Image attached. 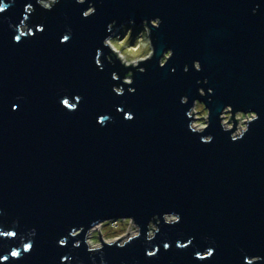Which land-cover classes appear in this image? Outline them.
Instances as JSON below:
<instances>
[{"label":"water","instance_id":"obj_1","mask_svg":"<svg viewBox=\"0 0 264 264\" xmlns=\"http://www.w3.org/2000/svg\"><path fill=\"white\" fill-rule=\"evenodd\" d=\"M89 2L95 14L83 18ZM0 5V264H245L254 256L264 264V0H58L50 11L37 0ZM156 17L144 73L104 59L109 23L139 27ZM19 26L24 35L13 42ZM64 35L70 39L61 43ZM129 70L134 93L121 83ZM193 99L210 110L200 135L187 129ZM225 105L259 117L235 142L219 127ZM206 135L213 140L201 142ZM168 212L179 222L165 224ZM122 216L141 229L124 247L89 252L83 232L70 235ZM149 220H159L150 242ZM209 248L211 258H196Z\"/></svg>","mask_w":264,"mask_h":264},{"label":"clouds","instance_id":"obj_2","mask_svg":"<svg viewBox=\"0 0 264 264\" xmlns=\"http://www.w3.org/2000/svg\"><path fill=\"white\" fill-rule=\"evenodd\" d=\"M58 2V0H37V4L42 7L46 11H50L51 8ZM77 4H84L86 0H75ZM4 8L0 11H3ZM27 10V8H26ZM255 11V10H254ZM95 14V8L91 2L88 3V7L82 11L81 15L83 18H88L91 15ZM116 24L115 21H112L107 25L108 35L102 40L103 48L107 49V54L104 56V59L108 63H112L113 61L119 62V64L125 69H134L136 72L144 73L145 68L141 67L140 65L143 63L148 62L154 55L155 49L150 38L151 30L159 28L161 24V20L159 17L152 18V19H145L141 21L140 29L136 30L134 33L135 28V21L129 20L127 25L120 24L118 28H114ZM11 27V25H10ZM25 30V28H24ZM24 30L21 31L20 26L18 27L17 31L20 33L18 36L13 37V42H19L20 38L24 35ZM37 31H41L42 28L40 26L37 27ZM70 39L69 35H64L61 39V43L66 42ZM173 56L172 49H166L162 52L159 60L158 66L163 68L167 61L171 59ZM97 57H99V50L97 52ZM97 67H100L101 60L99 58L96 59ZM192 68L195 71H201V65L198 60H194L192 62ZM188 70L187 65L184 66V71ZM133 72L131 70L126 71L123 75L122 79L113 72L111 75L112 80L121 79L122 85H127L128 92L134 93L135 89L131 87L133 84ZM197 83L199 84L200 81L198 80ZM206 83V81H205ZM112 91L117 95L123 94L122 87H113ZM207 94L210 96L212 94V89L209 88ZM197 95L200 97H204L206 95L203 88H197ZM62 99L61 105L68 107V101ZM180 103L187 104L188 97L181 96ZM16 105H13V110H16ZM73 109L75 105L71 106ZM200 108L206 109L201 116L199 113ZM120 111V109H117ZM186 118L189 120L187 123V129L196 135H200L204 133L210 124V110L206 107L205 103L198 99H193L191 103V107L188 108L185 112ZM132 117L125 113V119H131ZM107 117H102L98 122H102L106 120ZM259 119L258 114L254 111H235L233 112V108L231 105H225L220 110L218 114L219 120V127L220 129L225 132L229 133V138L231 141L235 142L238 139H241L244 134L248 131L249 125ZM235 125V127H234ZM213 140L211 135L201 136V142L209 143ZM161 218L165 224L173 225L180 220V216L178 213L168 212L161 214ZM153 219H156L154 216ZM112 222V226L119 228L120 222L123 221L127 227L123 229V231L116 235L114 238L111 239H103L98 240L95 238V227L100 225L102 222ZM157 223H153L152 220H149L146 225V241H152L155 235L158 233ZM102 231H107V229H102ZM83 232V244L86 246V249L89 252L102 250L104 246H113L116 245L118 247H124L133 239L139 238L141 234L140 226L135 222L134 218L131 216H122L116 218H108L102 219L96 222H92L91 225L84 231L83 227L76 228L75 230L71 231L70 235L72 237H77ZM34 234V232H33ZM60 245H64V239H61L58 242ZM79 246V242L77 245ZM165 250H168L169 244L165 243L163 245ZM178 248H183V245L177 244ZM25 251H28L29 245H25ZM155 249L153 251H147L146 255L151 258L154 255ZM13 253H17L16 251H12L11 255L13 257H17L18 254L13 255ZM214 253V250L209 248L206 251L201 253H196L197 259H205L211 258ZM260 257L254 256L252 258H245V264H257L260 261Z\"/></svg>","mask_w":264,"mask_h":264},{"label":"rangeland","instance_id":"obj_3","mask_svg":"<svg viewBox=\"0 0 264 264\" xmlns=\"http://www.w3.org/2000/svg\"><path fill=\"white\" fill-rule=\"evenodd\" d=\"M139 29L140 28H138V30ZM204 111H206V109L200 108V111L198 114H200L202 116ZM120 225L121 226L119 228H116V227L112 226L111 221H108V222H102L100 225L94 226L96 229V231L94 233L95 238L98 240H101L100 236H99V232L101 234L102 240L105 238H107V239L114 238L116 235H119L123 231L124 228L127 227V225L123 221L120 222ZM102 229H107V231H102Z\"/></svg>","mask_w":264,"mask_h":264},{"label":"snow or ice","instance_id":"obj_4","mask_svg":"<svg viewBox=\"0 0 264 264\" xmlns=\"http://www.w3.org/2000/svg\"><path fill=\"white\" fill-rule=\"evenodd\" d=\"M6 7V5H0V10H2L3 8H5ZM66 103H67V101H66ZM17 253H13V255H16Z\"/></svg>","mask_w":264,"mask_h":264},{"label":"trees","instance_id":"obj_5","mask_svg":"<svg viewBox=\"0 0 264 264\" xmlns=\"http://www.w3.org/2000/svg\"><path fill=\"white\" fill-rule=\"evenodd\" d=\"M125 25H127V24H125ZM138 28H140V26L139 27L135 26L134 33H135L136 30H138Z\"/></svg>","mask_w":264,"mask_h":264}]
</instances>
